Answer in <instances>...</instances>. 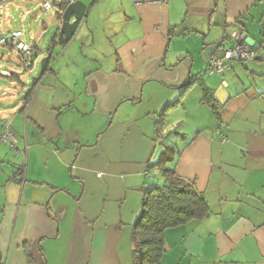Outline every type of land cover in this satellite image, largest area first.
I'll use <instances>...</instances> for the list:
<instances>
[{"label":"crops","instance_id":"obj_1","mask_svg":"<svg viewBox=\"0 0 264 264\" xmlns=\"http://www.w3.org/2000/svg\"><path fill=\"white\" fill-rule=\"evenodd\" d=\"M80 1L89 11L77 37L54 64L53 54L29 105L21 82L23 100L4 110L15 101L3 99L9 92L0 84V116L28 148L21 165L22 155L0 140V264H134L144 193L162 180L149 167L157 138L167 135L158 123L164 111L170 133L189 138L176 172L196 184L210 215L166 231L162 264H264V0ZM41 5L0 9L40 23ZM24 19L11 31L24 32ZM238 29L257 59L212 73ZM78 117L89 121L84 132ZM109 120L125 141L95 144L91 130L102 134ZM20 166L22 185L11 180Z\"/></svg>","mask_w":264,"mask_h":264},{"label":"trees","instance_id":"obj_2","mask_svg":"<svg viewBox=\"0 0 264 264\" xmlns=\"http://www.w3.org/2000/svg\"><path fill=\"white\" fill-rule=\"evenodd\" d=\"M61 17V11L59 10V18ZM53 42L47 48V51H50L49 53H52L51 50L56 44V41ZM48 71L49 66L46 73ZM43 76L39 80H34L27 87L29 89L26 95L27 99L31 97ZM204 101L218 115L217 111L220 108L211 93L205 95ZM165 112L160 114L159 124H164ZM173 152L174 149L171 146L166 147L160 159L149 167L160 172L162 180L156 182L144 193L142 211L133 232L134 264H162L165 254L166 231L183 224L201 221L210 215L209 204L204 195L197 190L196 184L178 176L175 167L177 161L174 162L171 155ZM169 163L171 165H168ZM22 169L23 166L17 167L13 174L19 175ZM24 183L25 180H21L20 184Z\"/></svg>","mask_w":264,"mask_h":264},{"label":"built area","instance_id":"obj_3","mask_svg":"<svg viewBox=\"0 0 264 264\" xmlns=\"http://www.w3.org/2000/svg\"><path fill=\"white\" fill-rule=\"evenodd\" d=\"M19 0H0V7L5 10L8 3L16 2ZM78 0H42L41 10L45 13H52L59 7L61 14H63L66 9L73 5ZM136 5L143 4H168L169 0H132ZM62 7V9H61ZM234 45L229 50H226L222 57L216 58L210 67L212 73L223 74L227 71H232L233 66L236 63L239 64H249L257 59L256 51L249 45L248 38L245 30L238 29V31L233 34ZM264 45V44H263ZM4 48L8 52V57L13 55L17 56L18 65H8L5 69L0 68V77L5 79H20L24 76L27 77L26 87L31 85L33 82L32 74L35 72L36 68L39 67L43 55L40 54V46L38 42L33 41L29 43L25 39V34L22 31L14 32H0V49ZM15 53V54H14ZM19 66V67H18ZM23 103L25 107L29 105L28 102ZM0 126L3 128L4 132L0 135V140L9 144L10 147L19 152L26 157L27 147L21 149L19 147V142L16 134L11 130L12 127L10 123L3 120L0 116ZM24 168L19 175L13 174L11 180L21 182L25 180Z\"/></svg>","mask_w":264,"mask_h":264},{"label":"rangeland","instance_id":"obj_4","mask_svg":"<svg viewBox=\"0 0 264 264\" xmlns=\"http://www.w3.org/2000/svg\"><path fill=\"white\" fill-rule=\"evenodd\" d=\"M35 2L37 4H39L40 0H35ZM41 7H42V5H41ZM34 10L37 12L38 15H40L39 19H41V22L40 23H34L31 20V17L25 18L28 21V26H25L24 32L27 34V37H26L27 42L32 43L33 40L38 42L40 49L44 53L47 44L57 40V39H55V35L58 32L60 25H59V22L57 21V19H55L54 15H53L54 12H52V13H46V12L41 13V11L39 10V7H35ZM9 11L12 12L13 14L9 13ZM9 11L3 12L0 9V15H3V13L5 14V15H3V17L5 18V19H3V21L6 20V22H7L6 27L5 26L2 27L0 24V30L1 31L3 30V32L5 30H6L5 32H8V28L10 30L9 32H13L11 30L21 28V27H17V26H21V24H22L21 22L24 19L19 15V13H15V12L11 11L10 9H9ZM55 12H56V10H55ZM10 14H12L13 16ZM42 21L46 22L48 25V28L45 30L42 29ZM76 37H77V35H76ZM68 44L65 46L57 45V48L55 49V51L53 53L55 56L53 64L55 63V61L57 59L60 60L63 57L64 52H65V48L68 46ZM72 44H71V48L69 49L68 53L69 52H71V53L76 52V50H74V49H76L75 45H74V43H72ZM6 52L7 51L4 48L0 49V57L2 58L3 55L5 56ZM5 59H0V67L1 68L5 69L10 64L17 66L15 55H13V57H12L13 62L8 63L6 56H5ZM39 75H40V68H36L35 72L32 74V77L36 78ZM64 77H66V75H64ZM43 79H42V82H43ZM26 80H27L26 76L20 78V80H18V79L10 80V79H4V78L0 77V84L5 86L4 91L9 92L8 94L5 93V96L3 97V99H5V100L7 99L10 102L15 101L14 104L10 103L8 105V103H7L3 107L4 110L14 108L17 105L18 101L21 102L23 100L24 95H22L20 91L22 90L23 84L27 82ZM25 90H27V92H28L29 89H25ZM0 92H1V89H0ZM36 92H35V94H36ZM2 94L3 93L1 92L0 95H2ZM23 94H25V93H23ZM0 99H1V97H0ZM73 112H74V114H72V113H69V114L65 113L64 114V119L67 120V125L73 124L74 120H72V118H74L77 115L78 111L73 110ZM164 119H165V122H164L163 126L165 127L166 133H167V135L164 136V138H163L165 143L162 141L161 137L157 138L158 142H157V145L155 147V151L153 152L154 154H152V158H153V159H151L152 163H156L160 159L162 153L164 152V150L168 146H171L172 149H174V152L171 155L173 157V161L176 162L178 160L179 151L185 147L186 142L189 140L188 137L186 138L185 136H177V134H171L170 130H169L172 128V125L170 124L171 121L169 122L168 117H166V114L164 116ZM75 123L77 124V127L84 132L86 127H88L89 121H87L85 119L82 120L78 117ZM110 123H112V120H109L107 122L103 132L101 131L102 134H100V132H96V130H94V129L91 130L92 131L91 140L93 139L95 144L98 142L102 143L103 140H110V139H112L114 142L117 141L119 144H120V142L125 141V136H124V132L122 131V127L119 126V127H117V130H116L115 129L116 128L115 123L112 126ZM136 123H138V124H136L137 127H141V125H143V123H139V122H136ZM118 128H121V130L120 129L118 130ZM137 130L138 129H136V131ZM23 133H24V128H23ZM112 140H111V142H112ZM127 141H131V140L128 139ZM25 161H26L25 157H24V155H22L20 158L21 165H23L25 163ZM171 163H169L168 165H171ZM153 184H155V183L151 182L149 185H153Z\"/></svg>","mask_w":264,"mask_h":264},{"label":"water","instance_id":"obj_5","mask_svg":"<svg viewBox=\"0 0 264 264\" xmlns=\"http://www.w3.org/2000/svg\"><path fill=\"white\" fill-rule=\"evenodd\" d=\"M88 11V6L80 0L66 9V11L62 14V23L58 34V44L60 46L67 45L75 37L84 19L86 18ZM1 16L2 15H0V19ZM52 56L53 52L49 53L41 60L40 76L36 78L37 80H39L40 77L46 73V70L52 60Z\"/></svg>","mask_w":264,"mask_h":264},{"label":"clouds","instance_id":"obj_6","mask_svg":"<svg viewBox=\"0 0 264 264\" xmlns=\"http://www.w3.org/2000/svg\"><path fill=\"white\" fill-rule=\"evenodd\" d=\"M61 16H62V14H61ZM62 18V17H61ZM0 32H3V31H1L0 30ZM45 52H46V50H45ZM40 54H44L43 52H42V50H40ZM45 58V57H44ZM43 59V58H42ZM34 79H33V81L35 80V77H33ZM17 79V78H16ZM10 80H13V79H10ZM18 80H20V79H18ZM26 87V86H25Z\"/></svg>","mask_w":264,"mask_h":264},{"label":"flooded vegetation","instance_id":"obj_7","mask_svg":"<svg viewBox=\"0 0 264 264\" xmlns=\"http://www.w3.org/2000/svg\"><path fill=\"white\" fill-rule=\"evenodd\" d=\"M56 42L58 43V40H56ZM52 51V50H51ZM47 52H50L49 50ZM43 58L46 57V53L42 54ZM40 66V65H39ZM39 68V67H38ZM25 84V83H24Z\"/></svg>","mask_w":264,"mask_h":264}]
</instances>
